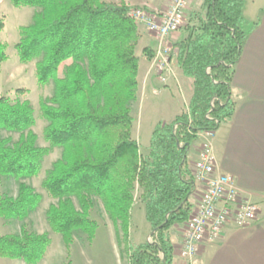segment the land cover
<instances>
[{
    "label": "trees",
    "instance_id": "1",
    "mask_svg": "<svg viewBox=\"0 0 264 264\" xmlns=\"http://www.w3.org/2000/svg\"><path fill=\"white\" fill-rule=\"evenodd\" d=\"M11 1L15 8L41 9L33 24L21 29L15 49L22 64L37 61L40 86L54 84L53 97L41 105L49 123L46 141L63 149L62 160L43 183L59 200L47 213L53 231L68 247L79 231L92 241L98 224L90 218V197L97 196L119 230L120 252L129 264H174L169 233L187 223L194 211L190 198L196 184L187 167L189 151L200 134L216 133L235 114L232 82L248 37L245 2L202 0L197 26L173 46L178 68L193 81L188 108L174 121L155 126L150 152L143 157L131 135L129 108L138 98L140 74V37L132 8L102 0ZM5 27L0 17V32ZM7 51L8 45L0 41V66L9 60ZM143 56L151 61L155 53L145 49ZM35 123L30 102L0 98V176L19 183L17 197L0 196V217L7 221H24L42 202L41 195L22 183L39 176L48 153L36 145L31 131ZM3 132L19 134V141L4 138ZM137 185L143 190L154 243L133 247ZM70 197L78 198L80 210ZM50 245L48 235L23 227L18 235L0 237V259L40 264Z\"/></svg>",
    "mask_w": 264,
    "mask_h": 264
},
{
    "label": "rangeland",
    "instance_id": "2",
    "mask_svg": "<svg viewBox=\"0 0 264 264\" xmlns=\"http://www.w3.org/2000/svg\"><path fill=\"white\" fill-rule=\"evenodd\" d=\"M102 1L107 4L115 5L125 3L126 6L132 8L130 16L133 18L136 26L138 27L140 37L136 46V54L140 58V69L142 68L141 64L145 65L146 62L152 61V68L154 69L156 62H164L162 58L171 59V57H174L173 48L170 43L171 37L179 32H181L182 35L187 36L188 31L197 26V16L202 12L201 0H187V9L183 27L179 32L171 34L163 40L155 32H152L146 23H142L141 19L140 21H137L136 13L140 12L142 15L148 17H161L164 15L163 13L170 10L173 1L175 0H171L169 6H167L169 0H133L137 3H144L143 6L130 5L127 4L125 0H119V2L116 3L107 2L105 0ZM130 1L131 0H129V2ZM254 1L256 4H259L261 0ZM156 7H159L160 9L156 10ZM40 12L41 9L39 8H15L11 0H0V17L4 18L6 22L5 29L0 32V41L8 45L7 54L9 56V60L0 66V98L5 97L12 101L30 102L35 111L36 123L31 131L37 137L36 145L38 148L48 150V153L42 161V169L39 176L22 181V183L32 187L39 195L42 196V202L39 209L30 214V216L24 221H7L0 217V237L18 235L23 227L33 234L48 235L51 245L48 249L46 258L40 264H129L128 259L123 257L120 252L121 249L118 241L119 230L111 221L103 202L97 196L90 197L92 202L90 218L98 224V229L92 241L89 240L86 234L79 231L75 233L73 243L68 247L65 245L63 237L53 231L48 221L47 213L49 209L52 206H57L59 204V200L52 198L49 192L44 188L43 183L49 172L53 169L54 165L62 160L63 156V149L53 147L46 141L45 130L49 123L43 117L41 109L42 103L53 97L54 84L43 87L40 86L36 77L37 61L29 64H22L15 49L16 45L21 41V29L30 27L34 22L35 16ZM145 33L150 34L157 42L156 51L146 45V41L143 40V34ZM145 49H149L155 53V57L151 61L147 60L143 56V51ZM159 53H162L161 56H159ZM157 58L158 60H156ZM68 64H71V61H68L60 67L58 72L59 77L63 76L64 67ZM174 69L177 74V79L180 82L181 79H183L180 78L182 72L179 68L180 72L177 68ZM172 70V67L168 64L164 66V71H159L162 73L168 72L169 74H173ZM148 72L149 69L146 73L142 71L141 75L139 74L138 98L129 105L131 116L134 119L131 135L134 140L139 142L140 151L143 157L147 156L150 152V141L154 130L153 128H155L154 126H156L159 122L170 123L171 121H174L177 114V109L174 108H180L183 106V103L177 104L176 106V104L173 105V102H164V95L160 93L156 95L153 93L148 94V98H144L145 79L143 78V75L146 74L147 76L149 74ZM172 76L175 77L176 75ZM142 79L143 81H141ZM167 83L168 82H166V84ZM171 84H174L173 80H171ZM171 84L170 87L168 86L167 88V93L171 97H177L176 99L180 98V93L172 88L173 85L171 86ZM162 87L165 88L163 85ZM19 90H23L25 93L19 92ZM184 94L185 91H183V95ZM187 94H185V98L188 101L191 96V92L188 95ZM187 108L188 106L182 110V113ZM2 136L4 138L12 137L14 142H18L20 138L19 134H11L7 132H3ZM202 143L203 141H196L192 147L196 145L199 146ZM201 149H203V147ZM18 191L19 183L8 177L0 176V196H10L15 198L18 195ZM142 194L143 190L137 185L134 192L135 203L132 211V225L130 229V237L133 247H138L139 245L147 243H154L151 225L146 220L145 205L142 202ZM69 200H71V203L76 210L81 209L80 202L77 197H70ZM259 215L260 212H258L257 220ZM176 228H180V230L174 232V229ZM185 232L186 223L174 227L169 233L170 239L175 247L174 264H200L198 256L200 255L203 245L206 243L201 246L197 256L194 257L192 261L184 260L181 257L180 251L182 250L184 243ZM0 264L25 263L22 261L1 260Z\"/></svg>",
    "mask_w": 264,
    "mask_h": 264
},
{
    "label": "crops",
    "instance_id": "3",
    "mask_svg": "<svg viewBox=\"0 0 264 264\" xmlns=\"http://www.w3.org/2000/svg\"><path fill=\"white\" fill-rule=\"evenodd\" d=\"M105 1L119 2V0ZM125 1L134 6L144 5V3H137L133 0ZM243 1L245 2L244 19L246 24L244 27L248 32V37L244 43L240 62L236 65L232 82L235 114L216 133L200 135L197 142L203 141V143L191 147L187 167L192 172L195 163L200 158L201 148L205 144L210 145L218 173L230 176L233 179V188L245 199L256 204L260 215L253 225L239 228L231 224L226 228L219 241L204 244L198 256L200 264H264V0H261L259 4H256L254 0ZM159 9L156 7V10ZM256 24L258 25L256 26ZM143 37L146 45L156 51L157 42L154 38L148 33L143 34ZM185 38L186 36L181 32L174 34L170 42L172 48ZM152 62L141 64L140 75L142 71L146 73L149 69V74L147 76L144 74L145 77L143 75L145 79L144 98H148V94L160 93L164 95L163 100L166 103L173 102V105L176 104V106L183 103L180 108H174L177 109L175 116L177 117L190 102L193 81L181 73L180 78L183 79L178 81L174 69H178L175 56L171 57L169 61L173 74L160 72L157 69L156 61L153 69ZM171 80L174 84H171ZM166 82L168 83L166 84ZM170 84L180 93L181 99L171 97L167 93ZM183 91L185 94L191 92L188 101L185 94L183 95ZM198 198V194L195 193L190 198V203L194 207ZM174 230L177 232L180 228Z\"/></svg>",
    "mask_w": 264,
    "mask_h": 264
},
{
    "label": "built area",
    "instance_id": "4",
    "mask_svg": "<svg viewBox=\"0 0 264 264\" xmlns=\"http://www.w3.org/2000/svg\"><path fill=\"white\" fill-rule=\"evenodd\" d=\"M187 0H175L170 10L161 17L145 16L137 12V21L142 20L152 32L163 40L181 30L185 22ZM162 53H159L161 56ZM157 69L164 71V66L170 65V58H162ZM213 133H208L211 135ZM192 176L195 180L198 201L194 211L186 223L185 239L181 257L192 261L197 256L204 243L219 241L227 226L234 224L246 228L257 221L259 208L245 199L233 188V179L219 174L210 145L205 144L200 158L194 165Z\"/></svg>",
    "mask_w": 264,
    "mask_h": 264
}]
</instances>
